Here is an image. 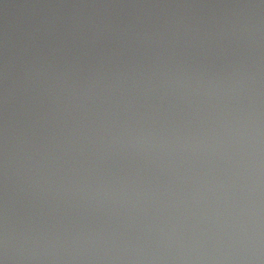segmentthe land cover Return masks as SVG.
I'll return each instance as SVG.
<instances>
[{
  "label": "water",
  "instance_id": "obj_1",
  "mask_svg": "<svg viewBox=\"0 0 264 264\" xmlns=\"http://www.w3.org/2000/svg\"><path fill=\"white\" fill-rule=\"evenodd\" d=\"M0 264H264V0H0Z\"/></svg>",
  "mask_w": 264,
  "mask_h": 264
}]
</instances>
